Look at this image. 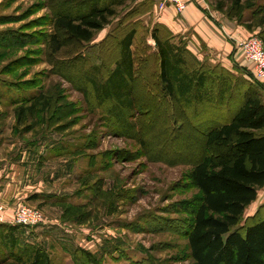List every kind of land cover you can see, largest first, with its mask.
Wrapping results in <instances>:
<instances>
[{
	"label": "rangeland",
	"instance_id": "1",
	"mask_svg": "<svg viewBox=\"0 0 264 264\" xmlns=\"http://www.w3.org/2000/svg\"><path fill=\"white\" fill-rule=\"evenodd\" d=\"M161 1L166 0L127 1L92 41L84 43L70 38L53 22L55 11L72 0H0V168L9 170L21 149L40 139L51 147V158H60L49 172L67 160L74 162L72 176L53 185L56 193L30 190L10 201L8 213L0 205V222L15 224L23 206L39 210L44 221L26 227L20 236L47 247L55 264H76L73 253L78 247L96 254L100 264H147L149 256L155 264H194L186 235L168 225L188 217L177 210L181 202H196L201 196L188 177L203 155L199 128L204 117L223 115L226 107L204 105L197 118L192 108L183 115L175 101L163 99L156 84L151 32L160 25L164 35L173 33L176 41L184 38L201 58L208 54V63L229 66L237 77L244 74L237 65L232 67L219 55L208 53L191 29L179 31L175 21L182 13L169 1L160 10ZM235 1L189 0L217 23L230 22L245 33L247 23L255 25L251 35L258 36L264 29L256 25L264 17V0ZM169 5H173L172 12ZM132 26L137 28L134 48L141 78L135 83V105L125 114L133 126L130 129L108 111L114 110L111 102L104 108L91 106L98 100L85 74L100 65V77L105 78L119 57V41ZM54 34L57 43L51 39ZM42 93L50 105L26 112V120H19L16 108L30 105L32 97ZM61 148L63 153L58 152ZM65 197L70 203L85 205L86 214L63 221L42 201L55 202L62 213L67 201L59 200ZM263 203L264 187L246 208L242 226ZM263 213L261 208L259 216ZM51 217L60 224H44ZM77 256L79 262L83 260L80 252Z\"/></svg>",
	"mask_w": 264,
	"mask_h": 264
},
{
	"label": "trees",
	"instance_id": "2",
	"mask_svg": "<svg viewBox=\"0 0 264 264\" xmlns=\"http://www.w3.org/2000/svg\"><path fill=\"white\" fill-rule=\"evenodd\" d=\"M127 1L72 0L55 11L53 22L70 38L90 42ZM256 25L264 26V17ZM253 26L246 24L250 31ZM136 35L135 26L123 35L119 57L105 78L100 77V65L85 74V82L98 100L91 106L104 108L105 103L111 102L114 110L108 111L130 129L132 125L125 114L135 105V83L141 78L134 48ZM151 36L155 41L156 84L163 99L172 104L175 101L183 115L192 108L197 118L204 105L226 107V113L208 115L202 127H198L204 137L203 155L193 164L188 177L201 196L196 202H181L182 207L177 210L188 217L174 219L168 226L186 235L194 264H264V213L259 216L264 203L253 218L241 225L246 208L264 186V83L248 70L239 68L244 75L237 77L225 65L208 63V57L201 58L193 52L184 38L176 41L173 33L164 35L160 25L152 30ZM258 36L264 45V29ZM52 38L54 43L59 42L56 34ZM29 102L30 105L16 108L19 120H26V112L50 105L43 93ZM181 120L180 130L184 123ZM64 200L67 202L63 204V221L86 214L85 205L70 203L66 197L59 201ZM177 221L180 225L174 226ZM26 227L30 228L0 222V264H55L47 247L21 239L20 232ZM78 252L83 257L80 262ZM73 258L76 264L102 262L96 254L81 247L76 248ZM155 262L149 256L147 264Z\"/></svg>",
	"mask_w": 264,
	"mask_h": 264
},
{
	"label": "crops",
	"instance_id": "3",
	"mask_svg": "<svg viewBox=\"0 0 264 264\" xmlns=\"http://www.w3.org/2000/svg\"><path fill=\"white\" fill-rule=\"evenodd\" d=\"M172 8L173 5L168 6V9H171L169 12H172ZM181 16L182 18L178 20L179 22L175 21L179 31L183 30V28L191 29L194 37L205 46L208 53L212 52L219 55L226 63L233 65L232 67L237 65V69L241 68L250 71L253 75L255 74L254 64L246 59L238 46V41L251 36L252 31L246 30L247 33H245L230 22L229 24L223 22L221 25L210 19L208 14L195 6L193 2H188L186 10ZM172 20L174 21V19ZM240 27L242 25H239ZM261 81L264 83V80ZM43 143L45 142L40 139L34 145L21 149L20 153L15 156V162L10 165L9 170L0 168V205L5 207L7 213L9 212L8 204L12 199L19 198L31 192L30 190L34 193H56V191H52L53 185L55 186L57 181L65 180L72 176V164L74 162L70 160L59 165L54 171H48L53 168L51 164L57 162L60 158H51L54 154L50 151L51 147L46 144L43 145ZM59 170H63V172ZM66 172L68 173L66 174ZM57 192L61 194V191ZM42 201L46 202L45 207H51V209L57 211V215L62 216L63 212L59 211V206H54L55 202L44 199ZM50 220H46L44 224H60V222L56 221V218L53 219L51 217Z\"/></svg>",
	"mask_w": 264,
	"mask_h": 264
},
{
	"label": "built area",
	"instance_id": "4",
	"mask_svg": "<svg viewBox=\"0 0 264 264\" xmlns=\"http://www.w3.org/2000/svg\"><path fill=\"white\" fill-rule=\"evenodd\" d=\"M173 4L179 13H183L188 5L189 0H166ZM160 2V10L167 7V2ZM238 46L244 53L247 60L252 62L255 66V78L264 80V45L261 37L251 35L241 41H238ZM3 218L0 217V221ZM44 221V217L39 210L33 209L29 206H23L18 215L14 218L15 224H23L28 227H34ZM6 222V221H5Z\"/></svg>",
	"mask_w": 264,
	"mask_h": 264
}]
</instances>
